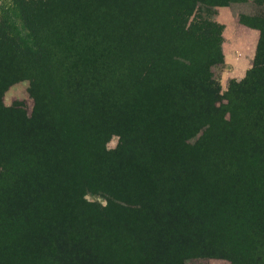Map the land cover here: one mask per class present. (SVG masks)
Wrapping results in <instances>:
<instances>
[{
    "label": "trees",
    "instance_id": "1",
    "mask_svg": "<svg viewBox=\"0 0 264 264\" xmlns=\"http://www.w3.org/2000/svg\"><path fill=\"white\" fill-rule=\"evenodd\" d=\"M244 2L19 0L33 48L0 36V96L29 79L35 105L0 103V264H264V15L240 16L261 35L221 107L223 27L190 22Z\"/></svg>",
    "mask_w": 264,
    "mask_h": 264
},
{
    "label": "rangeland",
    "instance_id": "2",
    "mask_svg": "<svg viewBox=\"0 0 264 264\" xmlns=\"http://www.w3.org/2000/svg\"><path fill=\"white\" fill-rule=\"evenodd\" d=\"M18 3L19 0H0V36L9 35L19 39L28 47L33 48V35L21 19ZM199 13L203 15L202 18H206L208 15L211 16L215 23L223 27L220 33L221 42L219 44L221 62L215 63L211 67V73L219 90L220 100L218 106L227 105L229 103V94H231V85L243 81L253 67L261 35L259 29L243 24L240 16L252 17L260 14L264 15V0H247L244 3L221 4L211 9H207L204 5H201L195 9L190 22ZM255 34L258 36V39L254 37ZM203 42L202 46L206 49L210 48L211 54L216 51V45H212V43L206 44V42H209L206 40ZM235 93L234 90L232 95H235ZM0 103L2 109L11 110L8 115H5L6 118H17L20 114L31 117L35 105L32 81L25 79L9 86L3 95L0 96ZM227 115L229 117L230 112ZM249 118L257 121V130L256 134L248 133V136H252V139L257 137L264 140L263 102H257V109L254 111L253 117L249 116ZM118 144L119 137L113 136L107 142V149L111 151L116 150ZM85 199L89 203L99 205V207H105L107 204L103 196L91 192L87 193ZM186 264L232 263L228 259L211 257L190 260Z\"/></svg>",
    "mask_w": 264,
    "mask_h": 264
},
{
    "label": "crops",
    "instance_id": "3",
    "mask_svg": "<svg viewBox=\"0 0 264 264\" xmlns=\"http://www.w3.org/2000/svg\"><path fill=\"white\" fill-rule=\"evenodd\" d=\"M254 37L258 39V36H257L256 34L254 35ZM251 42H252V40H251ZM252 56H253V55H252ZM245 60H246V59H245Z\"/></svg>",
    "mask_w": 264,
    "mask_h": 264
}]
</instances>
